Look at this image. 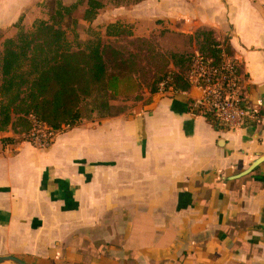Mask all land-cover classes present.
<instances>
[{
  "label": "crops",
  "instance_id": "0c3cea01",
  "mask_svg": "<svg viewBox=\"0 0 264 264\" xmlns=\"http://www.w3.org/2000/svg\"><path fill=\"white\" fill-rule=\"evenodd\" d=\"M46 1L0 0V33L12 37L20 21L32 28ZM103 13L110 24L160 20L180 23L184 34L211 31L240 63L259 119L217 131L190 109L201 96L191 87L146 92L122 112L83 118L47 149L17 142L9 128L0 134L15 140L0 142V257L264 264V162L236 178L264 156V0H140Z\"/></svg>",
  "mask_w": 264,
  "mask_h": 264
},
{
  "label": "trees",
  "instance_id": "16d2710c",
  "mask_svg": "<svg viewBox=\"0 0 264 264\" xmlns=\"http://www.w3.org/2000/svg\"><path fill=\"white\" fill-rule=\"evenodd\" d=\"M82 4L79 0L65 6L55 0L48 20L35 21L30 31H25L20 21L15 25L18 34L4 39L0 53V132L10 128L14 134L23 135L32 129L31 117L52 131L62 127L70 130L83 119L81 105L94 95L103 98L105 111L120 99L140 100L135 54L126 55L103 44L100 38L84 43L69 41L64 23L73 18L71 31H75L79 22L91 23L105 6L100 0H86L81 17L75 19L73 12ZM122 34L123 27L119 23L106 28L107 37ZM194 37L200 40V55L214 65L221 62L223 54L232 56L230 47L216 41L211 31L197 30ZM2 38L0 33V40ZM179 58L183 67L177 64L179 71L164 73L154 81L150 94L159 92L165 81V91L182 93L190 89L187 76L193 56ZM192 103L189 102L190 109L207 119L205 113L192 107ZM4 142L14 143L13 139H4L2 144Z\"/></svg>",
  "mask_w": 264,
  "mask_h": 264
},
{
  "label": "rangeland",
  "instance_id": "374dc122",
  "mask_svg": "<svg viewBox=\"0 0 264 264\" xmlns=\"http://www.w3.org/2000/svg\"><path fill=\"white\" fill-rule=\"evenodd\" d=\"M55 0H47L43 4V14L44 19L48 20V16L51 13L52 3ZM63 5L64 0H60ZM67 5L71 6L77 3L79 0H66ZM83 4L80 5L77 11L73 12L75 19L81 17V11L85 8L86 0H82ZM105 4L104 8L108 7L110 9H115L119 4H131L138 0H100ZM69 4V5H68ZM109 17L105 16L103 9L98 12V15L91 23L79 22L74 28L75 31H71L73 28L72 21L70 18L66 23H64L68 39L71 43L87 42L100 38L103 44H108L114 48L122 51L124 54H135L138 60V74L137 80L141 85V90L138 93L140 97L149 92L151 84L158 78L162 77L164 73L170 71H179L180 68V56L192 57L199 54L201 50L200 40H197L194 35L196 31L192 34H184L176 29H180V23H166L165 21H142L139 22L138 27L134 25L116 22L122 25L123 34L120 37H107L106 28L110 23L108 22ZM115 24V23H113ZM24 29V28H23ZM25 30V29H24ZM31 28L25 31H30ZM18 29L15 28L12 37L7 35V31L1 32L3 38L0 40V53L2 51V43L4 39L14 38L18 34ZM131 33L128 35L127 33ZM143 34V35H140ZM75 46V44H74ZM175 57V58H174ZM173 64H178L174 67ZM183 67V65H180ZM141 99V98H140ZM133 102V99L123 100L120 99L116 102H112V108L110 110L103 109V98L99 95H94L92 98L86 100L81 105L82 118L101 119L107 114H115L122 112L128 107V103ZM62 129H67V127H62ZM61 129V130H62ZM60 130V131H61ZM31 131L20 135L15 134L16 141L19 142H29L32 143L29 137ZM4 134V133H0ZM0 135V142L6 138H2ZM21 139V140H20ZM15 143V140H13ZM5 143V142H4ZM33 146V145H32Z\"/></svg>",
  "mask_w": 264,
  "mask_h": 264
},
{
  "label": "built area",
  "instance_id": "2783aa9c",
  "mask_svg": "<svg viewBox=\"0 0 264 264\" xmlns=\"http://www.w3.org/2000/svg\"><path fill=\"white\" fill-rule=\"evenodd\" d=\"M168 80V79H167ZM190 88L198 89L201 96L193 100L192 107L205 113L207 120L217 131H235L259 119V110L249 105L245 94V78L240 63L232 56L223 54L218 65L196 54L188 72ZM159 92L165 93V84ZM171 90V89H169ZM29 133L31 144L47 149L61 131H52L31 117Z\"/></svg>",
  "mask_w": 264,
  "mask_h": 264
},
{
  "label": "water",
  "instance_id": "95a60500",
  "mask_svg": "<svg viewBox=\"0 0 264 264\" xmlns=\"http://www.w3.org/2000/svg\"><path fill=\"white\" fill-rule=\"evenodd\" d=\"M263 162H264V156L254 161L247 170L237 175L236 178H239V177H242V176H245L251 173L258 165H260ZM5 262H11L14 264H24L22 261H20L19 259L15 257H0V264L5 263Z\"/></svg>",
  "mask_w": 264,
  "mask_h": 264
}]
</instances>
